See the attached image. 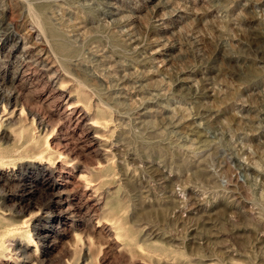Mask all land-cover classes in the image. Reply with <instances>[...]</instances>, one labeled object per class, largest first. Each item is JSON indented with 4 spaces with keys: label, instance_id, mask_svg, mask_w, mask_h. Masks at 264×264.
I'll list each match as a JSON object with an SVG mask.
<instances>
[{
    "label": "rangeland",
    "instance_id": "rangeland-1",
    "mask_svg": "<svg viewBox=\"0 0 264 264\" xmlns=\"http://www.w3.org/2000/svg\"><path fill=\"white\" fill-rule=\"evenodd\" d=\"M0 245L264 264V0H0Z\"/></svg>",
    "mask_w": 264,
    "mask_h": 264
},
{
    "label": "bare ground",
    "instance_id": "bare-ground-1",
    "mask_svg": "<svg viewBox=\"0 0 264 264\" xmlns=\"http://www.w3.org/2000/svg\"><path fill=\"white\" fill-rule=\"evenodd\" d=\"M73 102H74V101H73ZM69 105H70V103H69ZM72 105H73V104H72ZM68 107H69V106H68ZM75 107H76V106H75ZM75 109H76V108H74V106H73V111H74ZM64 111H65V110H64ZM70 112H72V111H70ZM70 115H71V114H70ZM59 154H60V153H59ZM27 222H28V221H27ZM27 222H26V223H27ZM21 225H22V224H21ZM23 226H25V225H23ZM20 227H22V226H20ZM18 229H20V228L17 227L15 230H18ZM19 231H20V230H19ZM8 234H9V233H8ZM4 236H5V235H4ZM30 244H31V243H30ZM0 246H1V245H0Z\"/></svg>",
    "mask_w": 264,
    "mask_h": 264
}]
</instances>
